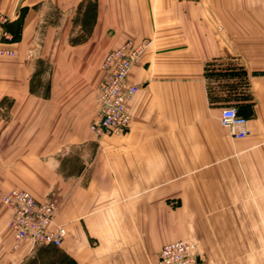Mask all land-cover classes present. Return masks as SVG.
<instances>
[{
    "label": "crops",
    "instance_id": "1",
    "mask_svg": "<svg viewBox=\"0 0 264 264\" xmlns=\"http://www.w3.org/2000/svg\"><path fill=\"white\" fill-rule=\"evenodd\" d=\"M241 3L0 0L14 52L0 56V193L54 201L67 227L61 247L16 248L0 201V264H155L191 220L203 246L212 227L264 235V2ZM127 40L150 42L128 79L131 123L99 142L101 64ZM226 106L245 138L221 124Z\"/></svg>",
    "mask_w": 264,
    "mask_h": 264
},
{
    "label": "built area",
    "instance_id": "2",
    "mask_svg": "<svg viewBox=\"0 0 264 264\" xmlns=\"http://www.w3.org/2000/svg\"><path fill=\"white\" fill-rule=\"evenodd\" d=\"M7 22V16L0 12V44L11 39L4 28ZM149 44V41L127 40L105 54L101 64L104 76L98 95L100 110L89 126L99 142L105 137L122 136L129 129L128 103L139 88L130 84L128 79ZM0 56L12 57L14 52L0 47ZM220 121L233 138L243 139L248 135V119L240 115L236 107L222 108ZM0 201L12 213L10 227L16 248L20 244L62 246L67 227L56 222L57 204L54 201L39 202L33 194L21 189L0 193ZM198 249V243L192 238L171 242L162 247L155 264H207Z\"/></svg>",
    "mask_w": 264,
    "mask_h": 264
},
{
    "label": "rangeland",
    "instance_id": "3",
    "mask_svg": "<svg viewBox=\"0 0 264 264\" xmlns=\"http://www.w3.org/2000/svg\"><path fill=\"white\" fill-rule=\"evenodd\" d=\"M192 1L197 3V0H192ZM241 2H243L244 6H260L261 2H264V0H239V4ZM191 223L192 225L189 229V235L187 236V238H192L198 243V247H199L198 252L204 258L207 264H210V261H217V260H226V261L242 260V261H247L249 264H252V262L262 261V259H264V250L262 249L245 250V249H241V247L244 246V244L234 243L237 237L238 239L247 238L248 240L246 241H252L255 243L258 242L261 244V242L264 243V235H251V236L250 235L231 236L229 234L219 235V233L218 234L214 233L215 229L212 227L210 228L211 232L205 236L206 243L203 246L200 239L196 235V231L198 230V227L196 226V220H191ZM262 246H264V244ZM260 264L262 263L260 262Z\"/></svg>",
    "mask_w": 264,
    "mask_h": 264
},
{
    "label": "trees",
    "instance_id": "4",
    "mask_svg": "<svg viewBox=\"0 0 264 264\" xmlns=\"http://www.w3.org/2000/svg\"><path fill=\"white\" fill-rule=\"evenodd\" d=\"M91 9H92V6H88V8H87V15H88V17L87 18H89ZM94 9H95V6H94ZM71 43L72 44L79 43V39L78 38H73V39H71Z\"/></svg>",
    "mask_w": 264,
    "mask_h": 264
}]
</instances>
